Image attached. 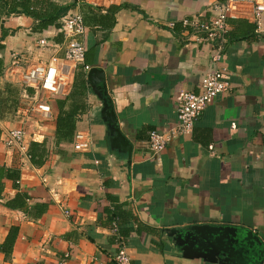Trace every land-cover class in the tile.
Returning a JSON list of instances; mask_svg holds the SVG:
<instances>
[{
  "label": "crops",
  "instance_id": "1",
  "mask_svg": "<svg viewBox=\"0 0 264 264\" xmlns=\"http://www.w3.org/2000/svg\"><path fill=\"white\" fill-rule=\"evenodd\" d=\"M215 1L99 0V8L87 12L82 43L90 70L77 67L70 92L75 74L84 75V93L76 92L71 102L83 109L78 131L90 136L91 149L54 146V102L51 119L33 125L28 143L47 141L52 149L41 168L0 141V168H18L19 189L30 203L48 205L46 214L32 219L0 203V244L18 228L12 255L7 260L0 254V264H113L118 242L130 264H264V17L259 32L249 19L228 20L221 64L229 91L203 111L190 135L175 136L158 154L148 148L151 133L178 125L180 95L200 93L215 68L204 33L182 24L198 15L208 19ZM4 13L0 7V39L7 33L0 92L15 89L27 105L22 89L5 75L12 55L34 64L41 53L38 39L60 44L63 36L52 27L32 33L27 17ZM20 124L15 113L1 117V136ZM16 193L6 181L4 199ZM115 206L119 219L111 220L105 210ZM201 225L249 231L260 243L251 240L254 261L208 260L174 241L172 231Z\"/></svg>",
  "mask_w": 264,
  "mask_h": 264
},
{
  "label": "built area",
  "instance_id": "2",
  "mask_svg": "<svg viewBox=\"0 0 264 264\" xmlns=\"http://www.w3.org/2000/svg\"><path fill=\"white\" fill-rule=\"evenodd\" d=\"M74 4V9L61 20V27L58 29L63 36L62 43H55L49 38L38 39L41 53L36 63L23 65L21 57L13 54L10 65L5 70V75L12 79L13 84L22 89L23 98L30 101L26 107L22 103L15 113L18 121H21L20 126L6 130L0 138L7 148L15 150L21 156H27L28 143L33 139V125H40L51 119L52 98L69 94L77 67L81 65L84 66V71L90 70L89 66H85L82 39L87 35L88 28L81 7H98L100 3L99 0H74ZM208 11V19L198 15L191 20L184 19L182 24L189 31L204 33L201 40L213 46L212 61L215 68L206 76L200 93L183 92L178 98V125L168 133H151L148 148L153 155L165 149L175 136L190 135L195 121L203 111L229 91V73L221 64L228 33L227 22L230 19H249L259 32L264 17V0H216ZM47 54L49 55L45 59ZM25 89L33 90V95L28 96ZM91 146V138L86 132L76 133L73 143L75 152H88ZM117 244L118 251L114 258L116 264H130L126 247L122 242Z\"/></svg>",
  "mask_w": 264,
  "mask_h": 264
},
{
  "label": "trees",
  "instance_id": "3",
  "mask_svg": "<svg viewBox=\"0 0 264 264\" xmlns=\"http://www.w3.org/2000/svg\"><path fill=\"white\" fill-rule=\"evenodd\" d=\"M0 7L5 11L4 16L10 15H24L30 20V30L32 33H43L49 28L59 29L61 27V20L67 15L70 10H73L75 4L72 6H62L52 0H0ZM99 7H92L83 5L81 7L84 18H87L88 13H94ZM118 8L110 7L108 11H116ZM86 11V12H85ZM1 27V19H0ZM1 30V28H0ZM252 30H255V25ZM3 32V30H2ZM7 33L2 34L0 39V50L4 49L3 38ZM228 39V33L226 35ZM2 71V62L0 61V76ZM75 83L72 87V91L65 97H53L52 100L58 110V116L55 121V133H54V146L61 147L64 145H72L74 143L75 135L78 131L77 115L82 113L83 109L75 102H71L74 94L78 95L84 93L85 80L84 75L75 74ZM25 93L28 96L33 95L34 91L31 89H25ZM15 89L7 87L4 93L0 92V118L6 114L16 113L22 105L21 97L16 93ZM18 95V96H16ZM74 100V99H73ZM1 136V129H0ZM52 155V149L47 146V141L41 143L31 142L27 150V156L31 165L34 168H41ZM11 183L12 189L17 193L8 199H4L3 192L5 190V182ZM20 170L18 168H0V203L11 211H19L32 219H39L48 211V205L42 202H33L30 195L19 189L20 185ZM119 207L115 206L113 210H105V213L111 220L119 219ZM118 228L122 234H126L124 228L116 221ZM18 235V228L12 227L9 230L4 242L0 244V254L5 256V259H10L13 247ZM116 243V240H115ZM118 251V249H117ZM114 254V258L117 254ZM113 262L115 260L113 259ZM113 264H116L113 263Z\"/></svg>",
  "mask_w": 264,
  "mask_h": 264
},
{
  "label": "water",
  "instance_id": "4",
  "mask_svg": "<svg viewBox=\"0 0 264 264\" xmlns=\"http://www.w3.org/2000/svg\"><path fill=\"white\" fill-rule=\"evenodd\" d=\"M97 71L90 72L91 75ZM89 78L90 75H89ZM176 233L174 241L183 249L198 252L208 260H230L231 262L251 259L254 261L257 251L253 249L251 240L257 242V238L249 231H239L233 227L219 226H191ZM246 258V259H245ZM260 261V258H257ZM246 262V261H244Z\"/></svg>",
  "mask_w": 264,
  "mask_h": 264
},
{
  "label": "rangeland",
  "instance_id": "5",
  "mask_svg": "<svg viewBox=\"0 0 264 264\" xmlns=\"http://www.w3.org/2000/svg\"><path fill=\"white\" fill-rule=\"evenodd\" d=\"M22 103H24L25 107L27 106V105L25 104V102H24V101H22ZM27 104H28V103H27Z\"/></svg>",
  "mask_w": 264,
  "mask_h": 264
}]
</instances>
